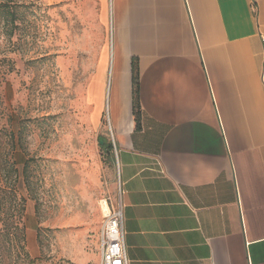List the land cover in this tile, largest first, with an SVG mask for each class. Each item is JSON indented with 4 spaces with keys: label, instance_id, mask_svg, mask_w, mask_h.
I'll list each match as a JSON object with an SVG mask.
<instances>
[{
    "label": "crops",
    "instance_id": "crops-1",
    "mask_svg": "<svg viewBox=\"0 0 264 264\" xmlns=\"http://www.w3.org/2000/svg\"><path fill=\"white\" fill-rule=\"evenodd\" d=\"M99 1L128 264H264V0Z\"/></svg>",
    "mask_w": 264,
    "mask_h": 264
},
{
    "label": "rangeland",
    "instance_id": "rangeland-1",
    "mask_svg": "<svg viewBox=\"0 0 264 264\" xmlns=\"http://www.w3.org/2000/svg\"><path fill=\"white\" fill-rule=\"evenodd\" d=\"M0 0V264H100L116 191L88 86L110 41L99 0ZM13 14H9V12ZM111 142V141H110ZM13 188V193H9ZM4 197L3 193L0 197ZM24 212L20 216V200ZM4 221L24 227L3 233Z\"/></svg>",
    "mask_w": 264,
    "mask_h": 264
},
{
    "label": "built area",
    "instance_id": "built-area-1",
    "mask_svg": "<svg viewBox=\"0 0 264 264\" xmlns=\"http://www.w3.org/2000/svg\"><path fill=\"white\" fill-rule=\"evenodd\" d=\"M100 230V264H128L124 244L122 205L113 204L108 197Z\"/></svg>",
    "mask_w": 264,
    "mask_h": 264
},
{
    "label": "trees",
    "instance_id": "trees-1",
    "mask_svg": "<svg viewBox=\"0 0 264 264\" xmlns=\"http://www.w3.org/2000/svg\"><path fill=\"white\" fill-rule=\"evenodd\" d=\"M12 0H6L5 4H3V7L8 9V6H10L9 2H11ZM9 11V9H8ZM9 14H13L11 11L9 12ZM99 144H100V148L107 152L108 155H112L113 154V145L112 143L108 142L107 140H105L104 138H99ZM4 195V197H0V207L4 206V200H6L7 195H8V191L6 189L2 190L0 189V194ZM13 193V188L11 189L9 195L11 196ZM19 212H20V216H23V212H24V199L21 198L20 200V205H19ZM15 230H21V232H23L24 227L20 228L19 226H11L7 223V221H4V230L3 233L6 236H11L13 235V231Z\"/></svg>",
    "mask_w": 264,
    "mask_h": 264
},
{
    "label": "bare ground",
    "instance_id": "bare-ground-1",
    "mask_svg": "<svg viewBox=\"0 0 264 264\" xmlns=\"http://www.w3.org/2000/svg\"><path fill=\"white\" fill-rule=\"evenodd\" d=\"M106 209V207H105V205H104V203H103V210H105Z\"/></svg>",
    "mask_w": 264,
    "mask_h": 264
}]
</instances>
